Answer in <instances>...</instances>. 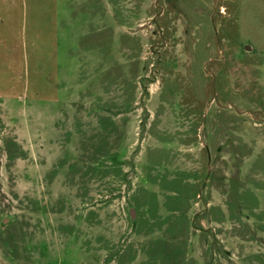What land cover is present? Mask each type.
<instances>
[{
	"label": "rangeland",
	"instance_id": "obj_1",
	"mask_svg": "<svg viewBox=\"0 0 264 264\" xmlns=\"http://www.w3.org/2000/svg\"><path fill=\"white\" fill-rule=\"evenodd\" d=\"M0 264H264V0H0Z\"/></svg>",
	"mask_w": 264,
	"mask_h": 264
},
{
	"label": "water",
	"instance_id": "obj_2",
	"mask_svg": "<svg viewBox=\"0 0 264 264\" xmlns=\"http://www.w3.org/2000/svg\"><path fill=\"white\" fill-rule=\"evenodd\" d=\"M130 215H131L132 217H134L133 210H130Z\"/></svg>",
	"mask_w": 264,
	"mask_h": 264
}]
</instances>
